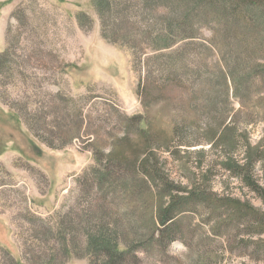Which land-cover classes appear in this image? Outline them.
<instances>
[{
	"label": "rangeland",
	"instance_id": "rangeland-1",
	"mask_svg": "<svg viewBox=\"0 0 264 264\" xmlns=\"http://www.w3.org/2000/svg\"><path fill=\"white\" fill-rule=\"evenodd\" d=\"M259 26L134 69L91 0H0V264H264Z\"/></svg>",
	"mask_w": 264,
	"mask_h": 264
},
{
	"label": "trees",
	"instance_id": "trees-1",
	"mask_svg": "<svg viewBox=\"0 0 264 264\" xmlns=\"http://www.w3.org/2000/svg\"><path fill=\"white\" fill-rule=\"evenodd\" d=\"M101 21L104 39L132 51L134 69L147 58L177 57L184 51L209 42L217 47L229 42L236 33L237 41H248L253 34L260 38L259 25H264V0H91ZM263 22V23H262ZM262 23V24H260ZM253 32V33H252ZM209 33L210 36H206ZM6 57L0 56L1 59ZM221 57V56H220ZM220 59V58H219ZM149 61V59L147 60ZM221 61V60H220ZM151 73V71H150ZM153 74L148 77L151 79ZM151 90V87L148 88ZM173 204L159 215V240L175 241ZM260 221V219H259ZM264 221V220H263ZM264 225V224H262ZM42 228L53 235L51 225ZM260 234V233H259ZM89 256L103 258L108 264H129L128 250L119 249L104 236L89 237ZM68 243L67 238H64ZM93 254V255H92ZM105 258V259H104Z\"/></svg>",
	"mask_w": 264,
	"mask_h": 264
}]
</instances>
